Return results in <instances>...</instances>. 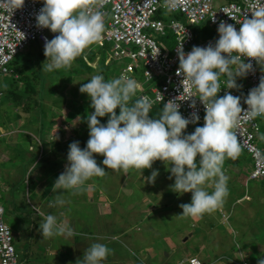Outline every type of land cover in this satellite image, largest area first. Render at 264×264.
<instances>
[{
	"label": "rangeland",
	"instance_id": "374dc122",
	"mask_svg": "<svg viewBox=\"0 0 264 264\" xmlns=\"http://www.w3.org/2000/svg\"><path fill=\"white\" fill-rule=\"evenodd\" d=\"M229 1L231 0H212V6L215 8ZM159 17L164 22L175 18L187 26L191 32L196 31L195 42L211 36L212 29L206 21L201 25L189 26L182 16L170 14L166 10L160 11ZM148 33L149 37L157 44L159 41L168 45L172 43V37L168 31H165L163 36L152 31ZM37 49L35 44H31L23 50L22 54L27 60H31L35 57ZM88 50L92 51L94 56L93 62L89 64L96 69L101 67L99 56H103L104 52H106L104 57L107 54L113 55L109 42L103 49L95 47L93 44ZM18 56L19 54L14 58H17L20 63ZM48 63L49 61L46 59V64ZM115 63V67L121 69L126 62L115 61ZM74 64L73 62L71 68L74 67ZM40 66H42L40 76L46 79L45 85L49 86L53 81L59 80L57 77L61 78V76L65 77L64 80H68L67 72L71 68L47 72L43 65ZM235 69L236 66H233L234 71ZM13 75L0 74V106L3 109V112H0V121L12 120L17 113L20 116L17 121L9 122L8 129L0 128L2 136L0 140V178L9 176V181L13 179L14 185V190L9 193L7 185L0 180V197L3 198L0 200V205L3 208V222L11 232L13 246L18 249L21 264H80L84 252L93 243L105 244L113 250V253L101 264H182L180 261L190 256H195L201 263L213 264L217 256L221 254H227V257L238 263L240 260L238 252L241 251L253 253L255 256L249 257V260L257 257V263L258 259H264V225L261 223L263 214L259 206L255 205L250 210L251 214H248L247 210L243 211L241 203L232 204L229 208L228 220L221 226L213 223V218L202 219V223L199 225L194 222L193 218L179 216L182 214V209L179 205L176 207L172 204L170 196L171 194L176 196L181 194L174 192V189L171 188L175 178L169 179L171 165H168L167 162L163 163L157 160L151 169H143L142 172L130 169L126 175L123 171L105 168L107 175L102 178H91L86 182L84 190L78 194H74L71 190L54 191L53 185L58 175L53 177V183L48 192L43 191V180L37 181L32 193L27 191V187L22 183L17 185V180H22L32 172L31 158L32 155L36 156L39 151L42 153L41 164L43 166H46L48 161L50 164L58 158L60 163L57 168L52 170L59 175L65 171L69 149L62 153V149L51 148L50 142H59L62 146L70 132L75 135L80 134L82 127L78 119L81 116L76 115L71 118L67 102L71 99L74 100V102L72 101L73 107L80 105L85 96L81 95L79 89L82 84L88 82L84 80L91 78L92 75L81 74L71 82L59 81L56 83L58 86L55 84L52 86L53 94L50 99L61 100L60 102L53 104L52 99H49L41 103L40 108L33 107L29 111L20 110V112L17 111V107L13 106L11 94L7 93L14 90L15 87L22 88V84L18 83ZM52 77H54L53 80ZM134 79L141 85V89L137 92L142 91L150 96L147 90L156 83V80L147 84L143 83L139 71L135 72ZM226 80V76H221L220 81L226 82ZM236 83L240 86L238 89L245 85L243 77H237ZM195 92L199 95L196 89ZM84 101H87V98ZM21 104H17L18 108L23 106ZM52 105L53 107H51ZM48 106L53 112H56L57 116L48 119L49 125L46 126L41 121H43L44 110H48ZM255 121L259 139L264 135V117H259ZM46 130L48 131L43 133ZM39 131H43L46 142L40 149L36 143ZM22 134H26L28 137ZM75 141L78 140L75 139ZM256 145L258 146V143ZM94 159L99 166L104 167L102 155L94 154ZM236 159L242 161L233 167L230 159L229 166L225 171L230 178L228 183L230 181V191L232 192L227 197V202H233L235 198L244 193L243 187H238L239 184L236 183V180L244 175L238 173V170L247 168L250 163L247 155L242 151ZM198 161L199 157H197ZM41 164L39 165L41 166ZM153 170H158V175L154 183H149L147 178ZM35 177L37 175H34ZM234 181H236L235 184ZM261 182L264 184V181L261 180ZM252 184L253 181L246 184V188H244L246 194L247 188L250 190ZM58 194L62 195L65 201L63 205L55 204ZM155 196L156 199H151ZM11 199L12 203L9 202ZM183 200L181 204L191 202L189 198L183 197ZM12 204L13 210L11 209L13 208ZM23 206L26 207L30 215L25 216L22 213ZM40 213H43L44 216L48 214L56 216L58 223L69 222V226L75 228L78 235L72 237L57 235L52 238H42L40 225L44 222V216ZM241 213L244 214L241 225L243 230L238 234L234 223L239 222L236 218L240 220ZM206 222L213 224V227L207 228ZM247 230H251V232H247Z\"/></svg>",
	"mask_w": 264,
	"mask_h": 264
},
{
	"label": "clouds",
	"instance_id": "9594fccd",
	"mask_svg": "<svg viewBox=\"0 0 264 264\" xmlns=\"http://www.w3.org/2000/svg\"><path fill=\"white\" fill-rule=\"evenodd\" d=\"M106 2L43 0V7L36 16L37 27L58 33L51 40L45 38L44 56L49 61L45 71L71 68L85 49L102 41L105 24L101 9ZM23 4L24 0H16V9ZM239 25L237 30L233 24L221 21L217 28L219 39L214 46H193L187 54L182 43L177 47L179 67L176 74H182L185 83L196 89L205 110L203 126L195 127L191 134H185V129L199 120L195 112L191 119L184 118L179 104L169 100L159 117L152 118L153 100L146 95L133 100L141 85L127 75L105 81L103 75L96 74L82 84L79 91L87 94L90 107L94 109L87 116L89 139L84 149L79 147L78 141L69 144L68 164L55 181L53 190H71L78 194L91 178L107 175L105 168L123 171L126 175L130 169L140 172L151 169L159 160L171 165L169 179L175 178L171 186L174 192L191 193V202L179 205L182 209L179 216L199 220L206 213L222 209L229 195L230 179L223 165L226 159L234 160L240 154L235 132L240 118L264 117V76L244 100L246 110L242 109L239 96L230 92L217 96L221 90V76L227 77L226 89H238L236 78L253 70L252 63H245V58L264 65V9L252 11ZM233 66H236L235 71ZM158 99L162 101L163 96ZM190 106L195 108V102ZM106 115L109 117L107 123L102 124L98 117ZM261 139L264 140V136ZM94 154L104 157V167L97 164ZM157 175L158 170H153L148 182L154 183ZM209 187L211 192L207 190ZM64 203L62 195L58 194L55 204ZM69 225L66 221L58 223L56 216L48 214L40 225V233L42 238L78 235ZM112 253L107 245L93 243L84 252L80 264H101ZM258 264H264V259H258Z\"/></svg>",
	"mask_w": 264,
	"mask_h": 264
},
{
	"label": "built area",
	"instance_id": "2783aa9c",
	"mask_svg": "<svg viewBox=\"0 0 264 264\" xmlns=\"http://www.w3.org/2000/svg\"><path fill=\"white\" fill-rule=\"evenodd\" d=\"M16 7V0H0V74H10L9 63L31 43H35L44 52L45 38L51 40L58 34L47 28L37 27L36 16L43 7V0H24L21 8ZM259 9H264V0H231L215 8L212 0H107L101 9L105 32L102 41L95 44L101 48L104 44L111 43L113 55L107 54L105 62L126 61L119 71V77L127 75L134 79L135 72L139 71L143 83L156 80L147 90L150 96L140 91L138 98L146 95L153 100V105H164L169 100H175L184 118L191 119L193 112L199 116V120L195 124L190 123L187 128L203 126L205 110L199 95L195 88H190L185 83L182 74H176L179 67L177 47L182 43L183 51L187 54L193 46H214L219 39L217 28L221 21L233 24L238 30L239 24L250 17L252 11ZM163 10L182 16L189 26L206 21L212 29L211 36L195 42L187 26L176 19L164 22L159 17V12ZM149 31L159 36L168 31L172 37L171 45L167 44L166 48V45L157 44L149 37ZM244 62H251L253 65V70L243 76L245 85L234 91L226 89L227 84L220 81L221 90L217 96L222 97L226 92L239 96L241 107L246 110L244 100L249 91L259 85L260 78L264 76V65H257L254 60L249 61L247 58ZM160 95L163 96L162 101L158 99ZM193 102L195 108L190 106ZM255 119L247 120L241 116L235 129L241 151L250 160L246 181L264 179V157L255 145L258 132ZM2 217L3 211L0 212V264H21L13 246L11 232ZM184 262L203 264L195 257H189Z\"/></svg>",
	"mask_w": 264,
	"mask_h": 264
},
{
	"label": "trees",
	"instance_id": "16d2710c",
	"mask_svg": "<svg viewBox=\"0 0 264 264\" xmlns=\"http://www.w3.org/2000/svg\"><path fill=\"white\" fill-rule=\"evenodd\" d=\"M192 34H193L194 40H196L197 32L196 31H192ZM31 44H35V43H31ZM159 44L162 45V46L166 45L165 47L167 48V44H165V43H163L161 41H159ZM94 45H95V47H97L96 44H94ZM104 46H105V44L103 45V47H101V48L98 47V48L103 49ZM104 53H106V52H104ZM104 53H103V56H99L100 58L98 57L101 67L96 69V68H92L91 65L89 64V63L93 62V57H94L93 56V52L88 50V48L85 49L84 53L80 57L76 58V60L74 61V63H75L74 67L71 68L67 72V77L66 78L68 80H64L65 79L64 76H61V78L57 77L59 80H56V82L53 81L49 86L45 85L46 79H44V78H42L40 76L41 75V70L40 69L42 67L40 65H43L44 67H45V65H47L46 64V57L44 56V52H42L38 48L37 51H36L35 57L33 59H31V60H27L25 58L24 54H22V53L19 54L18 57H19L20 63L17 61V58H14L8 65V68L11 70V75L14 74L15 75V76L13 75V77H15L14 79L18 83L20 82L22 84V88L15 87L14 90H10V91L7 92L9 95L11 94V96H12L11 100L13 101V106L17 107L16 109H17L18 112H20V110L29 111L33 107H36V109L40 108V106H42L41 103H43L44 101L49 100L51 95L53 94L52 86H54V84H55V86H58V85H56V83H58L59 81L71 82L74 79H76V77L78 75H81V74H83L85 76H86V74L92 75V76L96 75V74H100V75H103L105 81H108V80H111V79H114V78H118L120 69L115 67V64H116L115 61L105 62V57L106 56L104 57ZM121 61H125V60H121ZM116 62H118V61H116ZM13 70H14L15 73L13 72ZM53 79H54V77H52V80ZM90 79L91 78H87L84 81H89ZM224 83H226V82H224ZM44 90H46V91H44ZM236 90H239V89H236ZM137 94H138V92L133 97V100L138 98ZM81 95H82V93H81ZM83 96H85L84 100H86V98H87V101L88 100L89 101L87 102V101L83 100L78 107H73L72 106V101L74 102V100L70 99V100H68V102L66 101L68 103L69 113L71 114L70 117L74 118V116H76V115L77 116H81L78 119V122H80V124H81L80 126L82 127L81 131H80V134L75 135V134H72L70 132L69 136H68V139L66 140L65 144H63L64 146L62 145L63 147L60 146L59 142L52 141V142H50L51 148H53L55 150H58V149L61 150L62 149L63 150L62 153H64V150H66V149L68 150L69 149V147H68L69 144L74 142L75 139H77L79 141V147L81 149H84L86 147V143H87V141L89 139V129H88V125H87V116L91 112H93L94 109H92L90 107L91 101H90L89 97L87 96V94H83ZM60 101H57V99H52L51 100V102L53 104L58 103ZM19 103H22L21 105H23L21 108L20 107L18 108V106H17V104H19ZM51 107H53V105ZM51 107L49 108V106H48V110H46V111L44 110L43 121H41L46 126L49 125V120L48 119L55 118L57 116L56 112H53L51 110ZM162 108H163L162 104H154V105H152L150 116L152 118H158L159 115L162 112ZM54 110H56V109L54 108ZM1 111L3 112V109L0 106V112ZM115 111H116L117 114H119V109H116ZM19 118H20V116L17 113V114H15L14 119H12V120H7V119L1 120L0 121V128L8 129L9 128V122L10 121H13V122L17 121ZM108 118L109 117L107 115L105 117H102V118L98 117V119L100 120V122L102 124H106ZM40 126H42V125H40ZM196 127H198V126H196ZM38 129H39V126L36 128L37 132H38ZM194 130H195V127L186 128L185 129V134H191L192 132H194ZM47 131L48 130H46L44 132L43 131H39V133L37 135L38 138H36V143L39 146V149H40V147H42L43 143H46L45 140H44V134L43 133H45ZM22 135L28 137V135H26V134H22ZM22 135H21V137H22ZM32 138H33V135H32ZM1 139H2V136L0 135V140ZM256 143H258V146L256 145ZM255 145L260 149L261 155L264 157V140H262L261 138H259V139L257 138L256 142H255ZM12 146H13V144H12ZM31 154H32V152H31ZM39 156H41V158H39ZM41 160H42V153H40V151H39V153H37L36 156L32 155L31 163H30V165L32 167V169H31L32 172H30V174L28 173V175H26L25 178H23L22 180L21 179H20V181L17 180L16 184L18 185L19 183H22L25 187H27V191H29L30 193H32L34 186L36 185L37 181H39V180H43V182H44L43 191L44 192L45 191L48 192L49 191L48 189H50V187L52 186L53 177H55L57 175L59 176V173L54 172L52 170L53 168H57L58 167V165L60 163L58 158H57V160H53L50 164H49V161H48L46 166H43L41 164ZM231 160H232L231 164L233 165V167H236V165L239 164L242 161L241 159H234V160L231 159ZM229 161H230V159H226L225 160L224 165H223L224 171L227 170V167L229 166L228 165ZM248 162L250 163L249 158H248ZM1 164H2V162H1ZM34 164H36L35 168L33 167ZM39 164H41V166ZM249 166H250V164H249ZM6 168H8V167H6ZM247 170H246V168H242V169L238 170V173H243L246 176L247 172H248ZM229 171L230 170L228 169V172ZM34 175H37V177L34 178ZM11 176L13 178L12 174H11ZM9 179H10L9 176H6L4 178H0V180L3 182V184L7 185L8 189H9V193L10 192L12 193V191L14 190L13 179H12V181H9ZM245 179H246V177H245ZM261 180L264 181V179H261ZM261 180H258V181H261ZM248 182H250V181H248ZM248 182H246V184ZM253 182H255V181H253ZM12 199L9 200V202L11 201V203H12ZM0 200H3V198L0 197ZM6 203H8V202L6 201ZM12 207H13V204H12ZM11 209L13 210L14 207L11 208ZM15 209H16V207H15ZM22 209H23L22 213L25 214V216L27 214L30 215V213H28V210L26 209L25 206H23ZM33 211H35V210H33ZM28 223H29V221H28ZM15 251L18 254V249L15 248ZM22 257L25 258L24 256H22Z\"/></svg>",
	"mask_w": 264,
	"mask_h": 264
},
{
	"label": "crops",
	"instance_id": "0c3cea01",
	"mask_svg": "<svg viewBox=\"0 0 264 264\" xmlns=\"http://www.w3.org/2000/svg\"><path fill=\"white\" fill-rule=\"evenodd\" d=\"M248 168H249V165L247 166L246 170ZM245 177L246 176L243 175V177H238V179L236 180L237 182L234 181V184H235V182L239 184L238 187H243V192L244 193L241 196L235 198V200L233 202H227V200H226V202L224 203L222 209H219V210H217L215 212H212L210 214L206 213L203 216L202 219H206V218L212 219L213 218V223H215L216 225H220V226L224 225L225 222L228 220L229 208L231 207V205L232 204L236 205L237 203H241L243 211L245 212L247 210L248 214H251L250 210L252 208H254L255 205L259 206V208L261 209V212L263 214V218L261 220V223L264 225V184L261 181L256 180L251 185L250 190H248V188H247V194H246V190H244V188H246L245 186H246V182H247ZM240 179H241V181H240ZM228 184H229L228 185L229 195H231L232 192L230 191V181H229ZM232 188L234 189L235 187H232ZM207 190H209V192H211L212 188L209 187ZM182 195H183L184 198L191 199V193L190 192L189 193H183V194H181L179 196L171 194V196H170L171 199L170 200H171L172 204L176 205V207L178 205H180L185 200V199L183 200ZM154 198L156 199V196L151 198V199H154ZM176 210H178V209H176ZM240 215H241L240 216V220L236 218V220L239 221V222L234 223L235 230H237L238 234H239V232L241 233V230H243L241 228V225L243 223L242 221H243V218H244V214L241 213ZM202 219H199V220L193 219V220H194V222L196 224L200 225L202 223ZM243 226H244V224H243ZM206 227L207 228H212L213 224H209V222L208 223L206 222ZM247 232H251V230H247ZM251 256H255V255L253 253L249 254V252H245V251L238 252V257H239L240 260H239L238 263H236L234 259H231V258L227 257V254H225V255L221 254V255L217 256V258H216V260H214L213 264H218V262H219V264H241V262H245L246 264H258L257 261H256L257 257H254L253 260H249V257H251ZM193 257H195V256H193ZM186 259H182V261H180V263H182V264L185 263L184 261Z\"/></svg>",
	"mask_w": 264,
	"mask_h": 264
}]
</instances>
